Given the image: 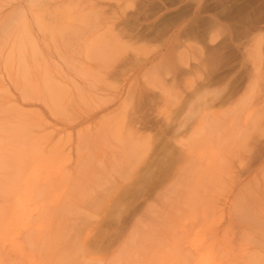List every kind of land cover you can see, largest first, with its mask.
Listing matches in <instances>:
<instances>
[{"label": "rangeland", "instance_id": "obj_1", "mask_svg": "<svg viewBox=\"0 0 264 264\" xmlns=\"http://www.w3.org/2000/svg\"><path fill=\"white\" fill-rule=\"evenodd\" d=\"M20 54H22L23 59L22 56L20 57ZM114 55H116V57ZM18 56L20 57L19 59ZM112 56H114L115 59ZM110 57L112 59H110ZM16 60L18 62L23 60L25 65L20 66L22 68L18 69ZM23 74H26L24 75L25 77ZM48 78H50V80ZM46 79L51 81L53 86L57 85L56 89L55 86L53 87L56 91L57 89L62 91H53L55 95L59 93L60 96L59 102H51V105L49 103L47 104L42 98L40 99L42 95L39 97L38 95L37 97L32 95L36 92L39 94L38 91H43V80L45 82ZM40 86L43 88L40 89ZM20 87H22L25 93H30L31 95L28 94L25 98L22 97L20 94ZM244 99L247 102H243L242 100ZM60 100H62V102H60ZM239 102L240 105H238ZM242 103L246 104L242 105ZM56 105L61 108H58ZM238 106L240 107L236 110L235 108ZM243 107L244 112L242 110ZM249 113H252V115ZM242 116L243 119H245L243 121H241ZM23 120L27 123H23ZM112 120L115 123H113ZM248 120L250 121L249 123ZM111 122L115 127L111 125ZM11 124L16 130V135L20 133L19 129L21 127L23 129V134L20 133V135L18 134L19 136H14V133L12 134L10 132L14 130ZM17 125L21 127L19 128ZM100 125H102V127ZM120 129L124 135L119 131ZM103 130H105V132ZM117 130L121 135H118L119 133H117ZM6 132L9 133L8 136ZM233 132L235 133L233 134ZM115 134L118 135V138H116L117 142H121L122 140L124 143L122 142L119 144L114 142L116 139L113 138V140L111 136L114 137L116 136ZM215 134L219 140L215 139ZM229 134L235 136L232 137ZM5 135L9 139H3L4 142L1 141L3 144L0 143V160L6 161L8 158L6 163L8 165L10 164L12 169L7 168L10 177L5 179L6 177L4 176H7V174L4 175L6 164L0 161V163L4 164L0 169V177L5 179H3L4 182L9 179L5 182L7 187L9 184V186L13 184L14 186H12L19 190V187H25V180L29 184L33 183L32 177H30V179L20 177L19 180L17 175L19 170H22L19 176H25L27 166L31 168V166L34 165L36 167L37 162L34 160H37L39 163L43 162L42 166L44 168L42 169L44 172H42V174H44L46 170L49 171L50 169H54V167H56L55 169H57V171L58 168H60L62 172L65 171L68 173V175L65 174L68 176L66 179L67 185H62L59 181L57 184L59 186H56L57 188L55 189H51V192L45 191L47 194L42 192L40 196H35V199H30L29 202L33 204L26 201V206L29 204L31 207L37 206L38 211L43 202L45 205H50L54 208L59 207V214L55 213L56 215H53V217H57L56 221L55 218L51 220L52 217L48 216V218L46 216V218L42 216V214L41 218L40 215L34 214L31 216L32 218H30V220L29 218L27 220V217L23 216L24 218L20 217V220H16L17 223L14 219L13 222L15 223L9 221L10 227L14 224L13 226L17 228L12 227L14 229L12 232V228L8 227V230H11L7 231V235L11 232L10 235L16 238H18L20 234L18 235L15 229L22 228L19 231L23 232L25 228H27V230L29 229L26 221L32 222L33 226L29 224L32 230L35 231L36 229L37 231V228L42 230V235L45 233L43 230H46L45 224H47L48 231V226H52V228L50 226V230L54 228L53 231L51 230L49 232L50 234L52 232L56 234V236L53 233V235H50L47 231L45 235L48 238L43 235L42 237L44 238L45 236V238L42 240L43 238L38 236L40 240L37 237L38 240H32L33 242L36 240V242H34L35 244L31 243L30 245L29 243L32 241L26 240V242L23 240L22 247H25V251L30 257L25 254L26 252H24V254L22 252L23 256L27 255V258L21 257L23 260L22 264L26 262L29 263L30 260L28 261V258H31L33 262L35 259L37 263V257H40V264L41 262L45 264H119L120 262L121 264L123 262H125V264H131L133 257L138 258V260L136 258L134 259L137 260V262L140 259V263L133 261L132 264H134V262L135 264H169L170 260L175 259L178 260L174 262L171 261L173 264H180L178 261L181 262V264H192V262L197 263L198 259L201 258L200 256H206L210 250L209 247L211 243L213 245L216 242L221 244V247H223V245L225 247H223L224 253L222 252L223 250H221L222 248H220L221 251L218 249V247H220L218 243L217 245L214 244L211 246L213 252H217L216 257L218 254L220 255H218V260L221 259L220 262L222 261V263L264 264V248L260 246V243L264 245V223H262V221L264 222V0H0V139H2L3 136L6 137ZM107 135H109V139H112L111 141L107 139ZM13 136L14 138H12ZM120 136L121 140L119 139ZM227 136L229 137L226 139ZM15 137H18L19 141L16 140L17 138L15 139ZM222 137L225 138L224 142L221 140L223 139ZM230 137L232 139H230ZM105 142H107L110 147H113L110 148ZM108 142H112V144L110 145ZM206 143L208 145H206ZM209 143L213 144V147L214 145L217 147H214V149L217 150L212 148L217 156L211 152L210 146L212 147V145ZM225 144L226 147H223L222 145L225 146ZM114 145L117 146L115 147ZM120 145H122V147H119ZM33 146L41 147L39 148L41 149L40 151H38V147L35 150L44 157L43 159H46L45 157L51 154L49 149L56 151L58 149L60 150L56 153L51 150L53 158L50 157L52 160L46 159L45 162L40 155V158H37L38 155L35 150V152L33 151ZM130 146H134L135 148ZM202 146L203 148L201 149ZM204 146H207L206 148L210 150V154L212 153L211 155L207 154V149L204 148ZM125 147H127V149ZM220 147H222V149L224 148L223 151H221L222 149ZM43 148L46 154L44 152L40 153L43 151ZM112 148L114 150L117 148L119 151L116 150L117 152H113L114 150ZM198 148H200V150L204 149L202 152L206 154L203 155ZM234 148L235 152L232 153L231 151H233L232 149ZM23 149L26 151L24 154L26 156H23ZM101 149H105L106 152L104 153L102 150V153L98 154V151ZM194 149H198L199 153L201 152L200 154L205 157L213 155L214 158L212 156V159H208V156L203 161L204 157L200 158V154L197 156L195 155L194 158L192 156L198 152V150L196 151ZM218 149H220L221 153L227 154V158L229 157L231 160L227 159L226 156L224 157L220 152L221 155H218ZM76 150H79L78 154ZM80 150L83 153L84 151L85 153L87 152V155L85 156L84 154V156H82L83 153H81L82 155L79 154ZM132 150H135L136 154L131 153ZM128 151L131 152L129 153ZM194 151H196V153H194ZM126 152H128L129 155L126 154ZM187 153H191L192 155L190 154V156H188L189 154ZM234 153L236 156H234ZM32 154L33 158L31 157ZM34 154L36 157H34ZM96 154L99 156V159H97ZM78 155L79 157L82 156V160ZM28 156L31 157V159H28ZM198 157L202 165L197 161ZM22 158L25 162L27 161L26 158L28 159L26 162L28 165L26 166L25 163L23 169L21 168L22 166L17 168L15 163L17 160H22ZM219 158H221L222 161ZM53 159H56V162L54 161L56 163L54 167L52 166ZM58 159L60 160L58 161ZM218 159L221 163H218ZM160 161H167V163L165 162L166 164H163L164 162L162 163ZM44 162L45 164H52L50 166L51 168L47 169L49 164L46 165L45 168ZM209 162L210 164L212 162V164L215 163L216 166L221 164V166L216 168V166L214 167L215 164L210 165ZM18 163L19 162H17V164ZM205 163H207L206 167H204ZM162 165L168 166L164 167ZM184 165H187V167ZM189 166H193L194 168L198 166V168L194 169ZM211 166L214 168L210 169L212 168ZM14 168L18 173L14 172ZM199 168H201L202 171H198ZM218 169L222 170L218 172ZM7 170L6 173H8ZM10 170H13V176ZM51 170L49 171V176L57 173L56 170H53V172ZM48 171L45 174H47ZM204 171L206 172L202 173ZM15 173H17V175ZM196 173H198V177H196ZM81 174L83 175L81 176ZM205 174L209 175V180L211 179L210 177L214 176L212 178H214V180L216 179L215 181L213 180L215 184L211 182V185L207 179L208 176ZM1 175L4 176L2 177ZM70 175L72 179H70ZM56 176L57 175L54 177ZM202 176L206 177L202 178ZM1 178L0 184L3 185L4 182H2L3 180ZM195 179L200 181L198 182L200 184H197ZM204 179H206V182H204ZM111 180L113 182H111ZM64 181L65 178L61 180L63 184L66 182ZM210 181H212V179ZM192 182L195 185H193ZM185 183H187V185ZM216 183L218 184L216 185ZM112 184L115 185L113 186ZM128 184L130 185L129 187H127ZM202 184L203 186L201 188L198 187V185L201 186ZM204 184H206V186ZM15 185H17V187H15ZM18 185L20 186L18 187ZM116 185L120 192L115 190ZM141 185L146 191L140 188ZM215 185L218 187L216 188ZM184 187L187 189H185L186 191H191V189L197 191L199 188V192H202L203 189L205 190L202 193H198L199 195L196 196L193 195L197 194L195 191V193L193 191L189 192V195L194 196L196 201L197 199L200 201H197L199 205L196 203L193 204L194 201L192 200L194 198L186 194ZM3 188L0 187V205H3L5 199L12 195L10 193H5L1 196L3 194L2 192H4ZM211 190H214L217 194L211 192ZM212 193L215 194L213 198ZM179 194H181V196H179ZM183 194H185V198L182 196ZM202 194L206 197L210 195V198L213 200L208 198L212 200V202H209L207 198L205 199V196L203 197ZM75 196L77 200L74 199L76 198ZM186 196H188V198L190 197L187 202L189 205L181 201L182 197L187 201ZM36 197L39 198V202H42L39 203L35 201ZM134 197L135 199L132 200ZM201 197L202 199H200ZM214 197L217 200H214ZM56 198L59 199V202L65 199V201H63L65 203H59ZM79 198H81V201H79ZM68 199L71 201H68ZM113 199L117 203H115ZM190 201H192V203H190ZM203 202H206V205H208L207 208ZM106 203L108 205H106ZM148 203H150L149 205L151 207H147ZM64 204L65 206H63ZM192 204L195 209L189 207L190 205L192 206ZM214 204L218 205L215 206L217 208L213 207ZM109 205L113 207H110L113 209L112 212V209L110 210L109 207H107ZM124 205H126V207ZM142 205H145V207ZM194 205L196 207H194ZM202 205H205L204 207L206 209L199 207ZM174 206H176L175 208L180 207L181 209L178 211L182 210L180 213L184 216H181L178 212L175 213V210L172 211V207ZM185 206L187 207L185 208ZM209 206H212L215 212L213 208ZM253 206L257 210H255ZM259 206L263 208L261 207V209ZM65 207L67 209H65ZM99 207L108 208V218H113L108 219L106 217V212L104 213V208L102 210V208L100 209ZM165 207H171L170 211L167 208V210L164 209ZM237 207H239V209ZM56 208L55 211H57ZM147 208L151 210L149 211ZM196 208L201 209L197 210ZM116 209L118 210L116 211ZM158 209H164L168 213L170 212L169 215H171L173 220L164 210L163 213H166V216H161L162 210L159 211ZM188 209L190 210L188 211ZM219 209H223V211ZM248 209H251L252 213ZM95 210L97 212L99 211V213H95ZM152 210H155V212L157 210L161 213L157 212V214L154 213L156 215H153ZM186 210L188 213L190 212L191 216L193 215V218L189 215L193 220L189 218ZM211 210H213V212ZM246 210H248L249 213H247ZM253 210L255 211L254 214ZM60 211L63 212L65 216L60 213ZM118 211H120V214L118 213V215H116L117 213L114 212ZM123 211L127 213L124 215ZM217 211L218 213L221 211L220 214L222 215L218 214L217 218H214L213 216L217 214ZM34 212L35 211H33V213ZM91 212L95 214L91 219L94 220L95 217V223H99L96 225L93 223L94 221L92 222L89 218V224L80 227V224H83L79 223L81 220L79 218H83V216L87 217L89 214L91 215ZM193 212L195 213L191 214ZM204 213L209 217L211 216L209 214H212V216L210 219H208V217L205 220L206 216ZM230 213H232L233 216ZM177 214L179 215L177 216ZM58 215H62L63 217L61 216L60 219ZM99 215H101V218ZM157 215L162 219H158L159 217H157ZM197 215L198 217L196 218ZM228 215H230V218H228ZM33 216L37 217H34L35 221H33ZM102 216L107 219L104 217L102 218ZM151 216L156 217L152 219ZM179 216L184 218L182 219L186 225L188 223V227H190L192 221H196L194 224L192 223L194 227L195 224L198 226L202 221L204 225L207 224L205 228L201 224V228H204V230L202 229L200 232L204 234L205 238L201 236L200 232L197 233L200 230V226L197 228L195 227V231L197 232L194 231L192 225L191 227L193 230L191 229V231L193 233H190V230V232L188 231V234H190L188 236L190 238H199V240L197 239L199 241V246L196 244V247H199L198 249H203V247H201L203 244H205L204 249L207 245V248H209H206L208 251L206 254L204 253V249V252L201 250L202 254H200L201 252L199 251L200 253L197 252V254H195L196 256L193 254L192 256L191 253L187 254V256L191 255L192 259L194 258L193 260L191 259V262L189 260L190 258L185 256V249L193 245H191L189 241H192V239H189V237L185 235L187 234L186 230L183 232V228L187 229L185 228L187 226L184 225V222H181L183 220ZM185 216L186 218L188 217V221ZM245 216L247 218H245ZM118 217H120V219ZM218 217L222 218L220 219ZM3 218L4 216L2 215L0 206V231L3 230V225L8 222ZM194 218L198 219L200 223L196 219L194 220ZM57 219L59 220L57 221ZM136 219L141 221L133 227ZM154 219L157 220L158 224L155 223ZM201 219L202 221H200ZM162 220L164 222L167 220L168 222H172L164 223ZM218 220L220 222H218ZM50 221H54V223ZM160 221L165 224H163V226H165L164 228L168 225L170 227L172 226L171 228H167L169 231L167 229L164 231ZM212 221L216 224H212ZM249 221H251L253 226L249 224ZM256 221L262 224L258 223V226L256 223V225H254ZM39 222L45 226L38 224ZM118 222L120 223L119 225ZM10 223L12 225H10ZM33 223H37L38 225L36 224L37 226H34ZM171 223H173V225ZM208 223H211L213 226ZM39 225L43 227V229L38 227ZM60 225L63 228L61 227L60 229ZM155 225L159 227L161 232H158L160 230ZM180 225L184 226L182 229L180 228L177 230ZM23 226L27 227L24 228ZM56 227L58 230L55 229ZM173 227H175V231ZM257 227L261 228V230L259 231ZM87 228H89V232ZM148 228L149 231L153 229L157 232L155 239H151L155 232H152L151 236V232L148 231ZM251 228L253 231L256 230L257 232H255L258 235L256 233L254 235ZM133 229L134 231L136 230L135 233ZM79 230L81 233L83 232V235H80L81 237L79 236ZM212 230L216 232L214 233ZM19 231L17 230V232ZM54 231L60 233V235ZM261 232H263V234ZM86 233H90V235H86ZM69 234L73 236L71 239L69 238ZM64 235L69 237L64 238ZM133 235L138 236L137 238L135 236L137 244L135 243ZM183 235H185L184 237L190 242L187 244L188 247L182 244L187 242ZM229 235L232 237H230L231 239ZM50 236L54 237L52 238ZM78 236L81 239L86 237V245L84 247L80 246L76 241L78 239L80 242ZM173 236H177V241L180 240V244L174 241L176 238ZM208 236H211V238ZM223 236H225L226 240ZM145 237H147V239L150 238V241L148 240L150 244L147 243ZM221 237L228 243H225L224 240L221 241ZM0 238L5 240L3 242L5 245H10V242L13 240L9 241V239H11L10 236L2 238L0 235ZM67 238L69 239L67 240ZM45 239H50L51 241H46ZM183 239L185 240L184 242ZM70 240L73 241L71 242ZM130 240H133L132 242L134 243H131ZM151 240L152 242L156 240V242L152 244L154 247L151 245ZM165 241L168 242L165 243ZM173 241L177 243L176 245L178 247ZM198 241L196 243H198ZM209 241H214V243H208ZM0 243L3 244L2 241ZM72 243L75 244L74 247ZM129 244L134 246H130ZM100 245L103 246L100 248L101 250L98 249ZM128 245L129 249L127 251L124 248H127ZM147 245H149L150 248ZM156 245L157 247L155 248ZM161 245L164 247H160ZM114 246H119L120 248H115ZM158 247H160V249H158ZM171 247L175 250L177 248L178 250L175 252L179 255H177ZM190 247L189 250H192ZM241 247H245L246 249L242 248V251ZM104 248L108 250H104ZM113 249H116V253ZM121 249L127 252L124 254L127 259L122 255L124 252L122 251L121 254V251H119ZM156 249H158L159 252ZM244 249L246 251H244ZM255 249L260 250L262 257H260L259 250V255L255 254ZM111 250L113 253H110ZM141 250L143 252H148L149 254L146 253V255L148 254L152 257H147L148 255L146 256L144 254L145 252H142V254ZM164 250L170 252V254L173 255L172 257L175 258L176 255L177 257L171 259L172 257L170 254L166 253ZM212 250L209 252L210 255L213 253L211 252ZM118 251L120 253L116 255ZM131 251L134 255L131 254ZM160 251H164L165 253L163 252V255L160 256V253H162ZM177 251H181L182 255L184 254L182 258L185 257L189 261L187 259H185L186 261H183V259L179 260V258H181L179 257L181 253ZM250 251L254 252L253 255L255 254L256 257L258 256L259 258L256 259L254 256L256 260L253 259L254 257ZM136 252H138V255ZM249 252L251 254H249ZM96 253H100V257H96L98 255ZM150 253L152 255H150ZM227 253L232 255L234 259L230 258L231 256ZM39 254H41V256ZM156 254H158L155 256L156 261L150 263V260H152ZM174 254L176 255L174 256ZM199 254L200 256L198 257L197 255ZM226 254L227 257H223L226 256ZM144 255L147 258H145ZM163 256H166L164 257V259L166 258L165 260ZM207 256L209 257V255ZM207 256L203 257L205 260H200L199 262L201 264H206ZM2 257H5L3 253ZM18 257L19 255H17L16 260L20 259V257ZM111 257H115V259ZM220 257L227 259L229 257L231 262L227 259L223 260ZM110 258L113 260L112 262ZM157 258L161 261L160 263L157 261ZM25 259L27 261H25ZM41 259L43 261H41ZM214 260H217V258ZM126 261L129 262L126 263Z\"/></svg>", "mask_w": 264, "mask_h": 264}, {"label": "bare ground", "instance_id": "obj_2", "mask_svg": "<svg viewBox=\"0 0 264 264\" xmlns=\"http://www.w3.org/2000/svg\"><path fill=\"white\" fill-rule=\"evenodd\" d=\"M105 44H107V43H105ZM21 56H22V54H20V57H21ZM114 56L116 57V55H114ZM114 56H112V57L114 58ZM20 57L18 56V59H19ZM16 59H17V58H16ZM22 59H23V56H22ZM110 59H112V58L110 57ZM114 59H115V58H114ZM114 59H113V60H114ZM16 63H17L18 69L22 68V67H20V66H24V65H25V63L23 62V60H20L19 62L16 60ZM24 75H26V74H23V76H24ZM21 77H22V76H21ZM24 77H25V76H24ZM24 77H23V78H24ZM48 79L50 80V78H48ZM48 79H46L45 82H44V80H43V84H44V89H43V91H38L39 94H37V92H36V93H33V91H32V93H33L32 95H33L34 97H35V96L37 97V95H38V97L42 95V97H40V99L42 98V100H44L47 104L49 103V104L51 105V102H56V101L59 102L58 100H59V96H60V95H59V93H58V95H57V94H56V95L54 94V92L56 91L55 89H56L57 85H54V86H55V89H54V88H53V87H54L53 84H52L51 81H49ZM15 83H16V82H15ZM17 83H18V82H17ZM53 83H54V82H53ZM18 84H19V83H18ZM18 84H17V85H18ZM35 87H36V86H35ZM37 87H38V86H37ZM40 87H41L40 89L43 88L42 86H40ZM32 88H33V87H32ZM19 89H20V94H21V96L24 97V98H25L26 95L30 94V93H25V92L23 91L22 87H20ZM36 89H37V88H36ZM53 89H54V90H53ZM25 90H26V89H25ZM58 90H59V89H57V91H58ZM27 91H28V90H27ZM53 91H54V92H53ZM57 91H56V92H57ZM59 91L62 92L61 90H59ZM65 92H66V91H65ZM30 95H31V94H30ZM61 96H62V95H61ZM63 97H64V95H63ZM65 98H66V97H65ZM65 98H64V99H65ZM62 99H63V98H62ZM63 101H64V100H63ZM242 101L245 102L246 100L244 99V100H242ZM242 101H240V102H242ZM60 102H62V100H60ZM240 102H239L238 105H240ZM246 102H247V101H246ZM60 104H61V103H60ZM60 104H59V105H60ZM244 104H246V103H244ZM244 104L242 103V105H244ZM56 106L58 107V105H56ZM245 106H246V105H245ZM49 107H50V106H49ZM95 107H96V106H95ZM239 107H240V106H238V107L235 108V109L237 110V109H239ZM54 108H55V106H54ZM58 108H61V107L59 106ZM93 108H94V107H93ZM93 108H92V109H93ZM50 109H51V107H50ZM93 110H94V109H93ZM97 110H100V109H97ZM105 110H106V109H105ZM240 110H241V109H240ZM240 110H239V111H240ZM242 110H243V112H244V107H243ZM242 110H241V111H242ZM54 111H55V110H54ZM248 111H249V110H248ZM245 112H246V110H245ZM103 113H104V112H103ZM246 113H247V112H246ZM246 113H243V114H246ZM249 114L252 115V113H249ZM107 115H108V114H107ZM117 115H118V114H117ZM117 115H116V116H117ZM120 115H121V114H120ZM251 115H250V116H251ZM113 116H114V115H113ZM118 116H119V115H118ZM243 116H245V115H243ZM243 116L241 117L242 119L240 118L241 121L245 120V119H243ZM106 118H107V116H106ZM107 119H108V118H107ZM68 120H69V119H68ZM109 120H110V117H109ZM249 120H250V118H249ZM249 120H248V123L250 122ZM25 121H26V119H25ZM25 121L23 120V123H24ZM69 121H70V120H69ZM104 121H105V120H104ZM104 121H103V122H104ZM110 121H111V120H110ZM110 121H109V122H110ZM112 121H113V120H112ZM241 121H237V122H241ZM103 122H102V123H103ZM25 123H27V122H25ZM69 123H70V122H69ZM113 123H115V122L113 121ZM135 123H136V122H135ZM241 123H243V122H241ZM244 123H246V122H244ZM231 124H232V123H231ZM235 124H236V123H235ZM250 124H252V123H250ZM11 125H12V124H11ZM105 125H106V123H105ZM111 125H112V122H111ZM116 125H117V122H116ZM2 126H3V125H2ZM17 126H18V125H17ZM100 126L102 127V125H100ZM100 126H99V127H100ZM106 126H107V125H106ZM112 126H114V125H112ZM117 126H118V125H117ZM3 127H4V126H3ZM18 127H19V126H18ZM20 127H21V126H20ZM20 127H19V128H20ZM109 127H110V126H109ZM114 127H115V126H114ZM4 128H5V127H4ZM13 128H14V126L12 125V129H13ZM118 128H119V127H118ZM2 129H3V128H2ZM2 129H1V130H2ZM10 129H11V128H10ZM12 129H11V130H12ZM110 129H111V127H110ZM110 129H109V130H110ZM4 130H5V129H4ZM19 130H20V133L23 134V129H22V127H21ZM115 130H116V128H115ZM2 131H3V130H2ZM8 131H10V130H8ZM12 131H13V132H12ZM12 131H10V132H11L12 134L14 133V134H13L14 136H17L18 134L20 135V133H18L17 135L15 134V133H16L15 128H14V130H12ZM99 131H100V129H99ZM103 131L105 132V130H103ZM119 131L124 135V133L121 131V129H120ZM17 132H18V130H17ZM120 132H118V130H117V133H119L118 135H121ZM228 132H229V131H228ZM6 133H7V136H8L9 133H8V132H6ZM114 133H115V132H114ZM196 133H197V132H196ZM229 133H230V132H229ZM234 133H235V132H233V134H234ZM4 134H5V133H4ZM4 134H3V135H4ZM22 134H21V135H22ZM217 134H218V133H217ZM233 134H231V135L229 134V135L232 136V137H234L235 135H233ZM19 135H18V136H19ZM97 135H98V134H97ZM104 135H105V134H104ZM111 135H112V134H111ZM111 135H110V136H111ZM113 135H114V134H113ZM115 135H116V134H115ZM118 135H116V136H114V137L111 136V138H112V139H113V138L116 139V138H118ZM227 135H228V134H227ZM5 136H6V135H5ZM7 136H6V137L3 136L2 139H0V143L4 142L3 139H6ZM14 136H13L12 138H14ZM99 136H100V135H99ZM105 136H106V135H105ZM108 136H109V135H107V139L110 138V137L108 138ZM225 136H226V135H225ZM9 137H11V136H9ZM214 137H216V134H215ZM223 137H224V136H223ZM223 137H222V138H223ZM228 137H229V136H227L226 139H227ZM16 138H17V139H16ZM102 138H104V137H102ZM122 138H123V136H122ZM7 139H9V138H7ZM15 139L19 141L18 137H15ZM104 139H105V138H104ZM112 139H109V140L111 141ZM114 139H113V140H114ZM119 139L121 140V136H120ZM215 139L219 140L217 137H216ZM224 139H225V138H223V139H221V140L224 142ZM230 139H232V138L230 137ZM109 140H108V141H109ZM228 140H229V139H228ZM1 141H2V142H1ZM222 141H221V142H222ZM114 142H117V139H116V141H114ZM122 142H123V141L121 140V142L118 141L117 143L120 144V143H122ZM105 143L107 144V142H105ZM108 143H110V142H108ZM123 143H124V142H123ZM2 144H3V143H2ZM7 144H8V143H7ZM106 144H105V145H106ZM111 144H112V142L110 143V145H111ZM209 144H211V143H209ZM107 145L109 146V144H107ZM123 145H124V144H123ZM206 145H208V144L206 143ZM211 145H212V147L210 146V148H211L210 150H211L212 153H214V151L212 150V148L214 149V147H215V148H217V147H216L215 145H214V147H213V144H211ZM114 146H115V145H114ZM116 146H117V145H116ZM116 146H115V147H116ZM222 146H223V147H226V144H225V146H224V145H222ZM227 146H228V145H227ZM37 147H38V146H37ZM37 147L33 146V148H34L33 151H34ZM106 147H107V146H106ZM109 147H110V146H109ZM111 147H113V146H111ZM111 147H110V148H111ZM119 147H122V145H120ZM119 147H117V148H119ZM130 147L133 148L134 146H130ZM206 147H207V146H204V148H206ZM238 147H239V146H238ZM39 148H41V147L39 146L38 149H39ZM58 148H59V147H58ZM58 148H57V149H58ZM82 148H83V147H82ZM110 148H109V149H110ZM117 148H116V150H118ZM125 148L127 149V147H125ZM134 148H135V147H134ZM202 148H203V146L201 147V149H202ZM220 148L222 149V147H220ZM31 149H32V148H31ZM48 149H49V148H48ZM78 149H79V148H78ZM80 149H81V148H80ZM112 149H113V148H112ZM198 149L200 150V148H198ZM198 149H194V150L197 151ZM206 149H207V148H206ZM223 149H224V148H223ZM223 149H222L221 151H223ZM229 149H230V147H229ZM237 149H239V148H237ZM23 150H24V149H23ZM40 150H41V149H39L38 151H40ZM51 150H52V149H51ZM51 150L49 149V151H50L51 154H49V155L47 156V157H49V158L45 157L46 159H50V157H52V155H53L52 152H54V153H56L57 151L59 152L60 149H58L57 151H56V150H52V152H51ZM102 150L104 151V153L106 152L105 149H101V150H100L101 152L98 151V154H99V153H102ZM113 150H114V149H113ZM113 150H112V151H113ZM116 150H114L113 152H115ZM199 150H198L197 153H196V151H194V153H196V154H194V156H192V157L195 158V155L197 156V155L200 154L204 149H203V150H200V151H201L200 153H199ZM210 150L207 149V154H209V155L212 154V153L210 154ZM214 150H217V149H214ZM218 150H219L218 153H219V152L221 153L220 149H218ZM232 150H233V151H231L232 153L235 152V148L232 149ZM35 151H36V153H37V150H35ZM35 151H34V152H35ZM49 151H48V152H49ZM78 151H79V150H78ZM78 151L76 150L77 154H78ZM82 151H84V150H82ZM118 151H119V150H118ZM229 151H230V150H229ZM229 151H226V152H229ZM15 152H16V151H15ZM25 152H26L25 150H24V153L21 152V153H23V156H26V155H24ZM42 152L45 153L44 148H43V151H41L40 153H42ZM95 152H96V151H95ZM109 152H110V151H109ZM116 152H117V151H116ZM128 152L130 153L131 151H128ZM128 152H126V154H128ZM184 152H185V151H184ZM187 152H188V151H187ZM205 152H206V151H205ZM208 152H209V153H208ZM215 152H217V151H215ZM231 152H230V154L232 155ZM12 153H14V152H12ZM16 153H17V152H16ZM81 153H83V152H81V150H80L79 154H81ZM104 153H103V154H104ZM111 153H112V152H111ZM131 153H135V154H136L135 150H134V151L132 150ZM192 153H193V151H192ZM218 153H217V154H218ZM220 153H219L218 155H221V154H222V155H224V157L227 155V154L225 155V153H224V154H223V153L220 154ZM17 154H18V153H17ZM26 154H27V153H26ZM45 154H46V153H45ZM84 154H85V156H86V155H87V152L85 153V151H84L83 155H82V154H81V155L84 156ZM106 154H107V153H106ZM106 154H105V155H106ZM126 154H125V156H126ZM187 154H189L188 156H190L191 153H187ZM202 154H203V152H202ZM202 154H200V158L204 157V158H203V161H204V159L207 158L209 155H208V156L206 155L207 157H205V156H203V155L206 154V153H204L203 155H202ZM234 154H235V153H234ZM28 155H29V154H28ZM34 155H35V154H34ZM37 155H38L37 158L39 159L41 155H40L39 153H37ZM39 155H40V156H39ZM96 155H97V154H96ZM111 155H112V154H111ZM128 155H129V154H128ZM132 155H133V154H132ZM191 155H192V154H191ZM214 155H215V153H214ZM231 155H230V156H231ZM32 156H33V154L31 155V157H32ZM55 156H57V155H55ZM58 156H59V154H58ZM58 156H57V157H58ZM82 156L79 157V155H78L79 158H81ZM91 156H92V155H91ZM101 156H102V155H101ZM107 156H108V154H107ZM212 156H213V155H212ZM212 156H209L208 159H212V158H211ZM215 156H217V155H215ZM234 156H236V154H235ZM13 157H14V156H13ZM20 157H21V156H20ZM31 157L28 156V159H31ZM34 157H36V155H35ZM96 157H97V159H99V158H98V157H99L98 155H97ZM105 157H106V156H105ZM108 157H109V156H108ZM224 157H223V158H224ZM231 157H233V156H231ZM3 158H5V157H3ZM3 158H2V159H3ZM32 158H33V157H32ZM41 158H42L43 161L46 162V159H43L44 157L41 156ZM52 158H53V157H52ZM52 158H51L50 160H52ZM79 158H77V159H79ZM102 158H103V156H102ZM109 158H110V157H109ZM109 158H108V159H109ZM111 158H112V157H111ZM196 158H197V157H196ZM200 158L198 157V160H197L198 162L200 161V160H199ZM213 158H214V156H213ZM215 158H216V157H215ZM226 158H227V156H226ZM226 158H225V159H226ZM0 159H1V157H0ZM7 159H8V158H7ZM7 159H6V161H5V160H4V161H3V160H2V161L0 160V161H1V162H4V163L6 164V165H5L6 168L4 167L6 170H7V168H8V169H12V167L10 166V164L8 165V164L6 163V162L8 161ZM28 159L26 158L27 161H28ZM34 159H35V158H34ZM100 159H101V158H100ZM219 159H221V158H219ZM219 159H218L219 162H218V161H217V162H218V163H221L222 159H221V161H220ZM227 159H229V157H228ZM227 159H226V160H227ZM42 160H40V161H42ZM59 160H60V159H58V161H59ZM81 160H82V158H81ZM133 160H134V159H133ZM229 160H231V159H229ZM27 161H26V162H27ZM34 161L37 162V163H39L37 160H34ZM54 161L56 162V159H53V162H52L53 165H52V164H49V163H46V164H45V162H44V166H45V168H46V165H48V164H49V165H48L49 167H47V169H48V168L50 169V168H51V167H50L51 165L54 167V164H56ZM75 161H76V160H75ZM100 161H101V160H100ZM128 161H130V160H128ZM193 161H195V160H193ZM203 161H202V162H203ZM17 162H19V163L17 164ZM17 162L15 163V166H16L17 168L20 167V166H22L21 168L23 169V167H24V165H25V163H26L25 160L23 161V158H22V160H20V161L17 160ZM20 162H21V163H20ZM35 162H34V163H35ZM48 162H49V161H48ZM80 162H81V161H80ZM160 162L163 163L164 161H160ZM165 162L167 163V161H165ZM165 162H164L163 164H166ZM215 162H216V161H215ZM231 162H232V161H231ZM8 163H9V162H8ZM13 163H14V162H13ZM37 163H36V167H35L34 165L31 164V165L34 166L35 168L32 167V166H31V168L28 167V166H27L28 164L26 163V166H27L26 168H27V170H26V175H25V176H23V175H22V176H19V175H20V171L22 172V170H19V169H18V170H19V173H18L17 170L15 171V168L13 169L14 172H17V173H18V175H17V173H15V174L17 175V177H18L19 180H20V177H22V178L24 177V178H26V179H27V178L30 179V177L33 178V183H31V184H29V183L26 182V180H25L26 185H25L24 188H20V187H19L21 184L18 185L20 191H19L17 188H14V187H13V186H14L13 184H12L13 186H12V185L9 186V185H10V184H9V185H8L9 188L7 187V185H5V184H6L5 182H7L9 179H8L7 181H5V182H4V180L10 177V176H9L10 174H9L8 170H7L8 173H6V170L4 169V170H5L4 175L7 174V176H4V175H3L4 177H6L5 179L3 178L4 180L0 177V178L3 180L2 182H4L3 185L0 184V187H2V188H3V187H6V188H3L4 192H2L3 194H2L1 196H3L5 193H10V194H12L10 197L8 196V197L5 199V203H4L3 205H0V206H1L2 215L4 216L3 219L8 221L7 223H5V224L3 225V230L0 231V235H1L2 238H5V237L7 238V237H9V236H10V238H11V237H15V236H13V235H12V236L10 235L11 232L8 234L9 236L7 235V233H8L7 231L11 230V229L8 230V227H9V228H12V227H13V228H17L16 226L14 227V226H13L14 224L12 225L11 223H10V225H12V227L9 226V221H12V222H13V219H14V221L16 222L17 219L20 220V217L26 216V217H27V220H28V218H29V220H30V218H32V217H31L32 215H34V214H35V215H40V218H41V214H42V216H45V217H46V216H47V217H48V216L52 217L51 220H52L53 218H55V221H56V218H57V217H53V215H54L55 213L57 214V213L59 212V207H57V208L55 207V208L57 209V211H55V208H54L53 206L45 205L44 202H43V203H41L42 206L40 205L41 208H40V210L38 211L37 206H32V207H34V208H32L30 204H29L28 206H26V201L29 202L30 199H35L34 197H35V196H40V195L42 194V192L45 193V191L48 192V191H50L51 189H55V188H57L56 186H59V185H57L59 181H60V183H62V185H67V184H66V183H67V180H66V179H67L68 176H66V175H68V173H66L65 171L62 172L60 168H58V171L60 170V171L58 172L57 169H55L56 167H54V169H52V170L50 169L52 172H53V170H54V171H55V170L57 171V173H55L54 175L49 176V171H50V170L48 171V170H46V169H45V170H46L45 173H46L47 171H48V173H47V174H45V173L42 174V172H44V170L42 169V168H44V167L42 166L43 162H40V163H39V164H41V165H39V164H37ZM50 163H51V161H50ZM81 163H82V162H81ZM199 163H200V162H199ZM199 163H198V165L200 166L201 163H200V164H199ZM212 163H213V162H212ZM212 163L210 164V162H209L210 165H214V164H215V163H214V164H212ZM218 163H217V165H218ZM0 164H1V165H0V169H1V168H2V165L4 166V164H2V163H0ZM63 164H64V163H63ZM63 164H62V165H63ZM203 164H204V163H203ZM206 164H207V163H205V166H204V165H203V166L206 167V166H207ZM209 164H208V166H209ZM230 164H231V163H230ZM169 165H170V163H169ZM201 165H202V164H201ZM64 166H65V165H64ZM64 166H62V167H64ZM119 166H120V165H119ZM162 166H164V165H162ZM165 166L167 167L168 165H165ZM165 166H164V167H165ZM182 166H183V165H182ZM182 166H181V167H182ZM184 166L187 167V165H184ZM215 166H216V164L214 165V167H215ZM219 166H221V164H220ZM219 166H216V168L219 167ZM10 167H11V168H10ZM74 167H75V166H74ZM160 167H161V166H160ZM164 167H163V168H164ZM189 167L192 168L193 166H192V167L189 166ZM211 167H212V166H211ZM214 167H212V168L207 167V168L213 169ZM178 168H180V167H178ZM183 168H185V167H183ZM193 168H194V167H193ZM195 168H198V166L195 167ZM195 168H194V169H195ZM62 169H63V168H62ZM161 169H162V168H161ZM13 170H10L11 174H12V171H13ZM215 170H216V169H215ZM221 170H222V169H221ZM221 170L218 169V172H220ZM24 171H25V170H24ZM162 171H163V169H162ZM196 171H197V169H196ZM198 171H202V169L199 168ZM213 171H214V170H213ZM213 171H212V172H213ZM2 172H3V170H2ZM69 172H70V170H69ZM205 172H206V171H204V172H202V173H205ZM216 172H217V171H216ZM218 172H217V174H218ZM0 173H1V171H0ZM120 173H121V172H120ZM161 173H162V172H161ZM22 174H23V173H22ZM51 174H52V173H51ZM65 174H66V175H65ZM162 174H163V173H162ZM197 174H198V173H196V177L199 176V175H197ZM44 175H45V176H44ZM55 175H57V176L54 177ZM82 175H83V174H81V176H82ZM84 175H85V174H84ZM205 175L208 176L207 179L209 180V175H207V174H205ZM1 176H2V175H1ZM3 176H2V177H3ZM12 176H13V174H12ZM70 176H71V175H70ZM70 176H69V177H70ZM79 176H80V174H79ZM206 176H205V177H206ZM205 177L202 176V178H205ZM212 177H214V176H212ZM212 177H210V178L212 179V181H210L211 179L209 180V183H210V184H211V182H213V180H214V178H212ZM64 178H65V181H66V182L64 181L65 183L63 184V182H61V180H64ZM199 178H200V177H199ZM202 178H201V179H202ZM43 179H44V180H43ZM70 179H72V176H71ZM21 180H22V179H21ZM195 180H196V179H195ZM195 180H194V181H195ZM208 180H207V181H208ZM215 180H216V179H215ZM215 180H214V181H215ZM23 181H24V179H23ZM29 181H30V180H29ZM157 181H158V180H157ZM157 181H156V182H157ZM194 181H193V182H194ZM2 182H1V183H2ZM31 182H32V181H31ZM111 182H113V181L111 180ZM193 182H192V184L195 185ZM196 182H197V184H200V183H198V182H200V181H197V180H196ZM196 182H195V183H196ZM204 182H206V179H204ZM201 183H202V181H201ZM213 183L215 184V182H213ZM7 184H8V183H7ZM131 184H132V183H131ZM185 184L187 185V183H185ZM188 184H189V182H188ZM192 184H191V185H192ZM217 184H218V183H216V185H217ZM263 184H264V183H263ZM1 185H2V186H1ZM4 185H5V186H4ZM112 185H113V184H112ZM114 185H115V184H114ZM114 185H113V186H114ZM186 185H185V187H186ZM204 185L206 186V184H204ZM211 185H212V184H211ZM216 185H215V187L217 188L218 186H216ZM21 186H22V185H21ZM123 186H124V185H123ZM129 186H130V185L128 184L127 187H129ZM188 186H189V185H188ZM202 186H203V184H202L201 186L198 185V187H200V188H201ZM12 187H13V188H12ZM15 187H17V185H15ZM108 187H112V186H108ZM108 187H107V188H108ZM185 187H184V190L186 189ZM192 187H194V186H192ZM196 187H197V185H196ZM196 187H195V188H196ZM198 187H197V188H198ZM209 187H210V186H209ZM263 187H264V186H263ZM140 188L145 189L144 187H142V185L140 186ZM154 188H155V187H154ZM200 188H199V189H200ZM205 188H206V187H205ZM207 188H208V187H207ZM211 188H212V186H211ZM21 189H22V190H21ZM109 189H110V188H109ZM126 189H128V188H126ZM199 189H198V190L196 189L198 192L195 191L194 189H193V190L191 189V191H193V192L195 191V192L197 193V194H193L194 196L199 195L198 193L201 192V191L199 192ZM202 189H203V188H202ZM208 189H210V188H208ZM212 189H213V188H212ZM115 190L119 191V189H117V185H116V189H115ZM154 190H155V189H154ZM186 190H187V189H186ZM186 190H185V191H186ZM109 191H110V190H109ZM131 191H133V190H131ZM131 191H130V192H131ZM144 191H146V189H145ZM185 191H184V193H185ZM191 191H186V194L189 195V194H190L189 192H191ZM203 191H205V190L203 189L202 192H203ZM207 191H208V190H207ZM215 191H216V190H215ZM50 192H51V191H50ZM119 192H120V191H119ZM125 192H126V191H125ZM128 192H129V191H128ZM195 192H194V193H195ZM202 192H201V193H202ZM208 192H209V191H208ZM211 192H214V190H211ZM108 193H110V192H108ZM132 193L135 194L134 192H132ZM145 193H146V192H145ZM145 193H143V194H145ZM206 193H207V192H206ZM214 193L217 194V192H214ZM45 194H47V193H45ZM114 194H115V193H114ZM114 194H112V195H114ZM147 194H148V193H147ZM157 194H158V193H157ZM191 194H192V193H191ZM203 194H204V193H203ZM203 194H202V196H203ZM209 194H210V193H209ZM48 195H50V194H48ZM116 195H117V194H116ZM128 195H131V194H128ZM137 195H139V194H137ZM145 195H146V194H145ZM159 195H160V194H159ZM206 195H208V194H206ZM213 195H215V194L212 193V198H213ZM45 196H46V195H45ZM117 196H118V195H117ZM132 196H134V195H132ZM132 196H131V197H132ZM179 196H181V194H179ZM182 196L185 198V194H183ZM189 196H191V195H189ZM194 196H191V198H194ZM204 196H205V195H204ZM204 196H203V197H204ZM75 197H76V196H75ZM107 197H108V196H107ZM112 197H113V196H112ZM183 197H182V200H181L183 203H187V202L189 201V199H190V197L188 198V196H186V197H187V201H186ZM208 197L210 198L211 196L209 195ZM208 197L205 196V199L207 198V200H209ZM120 198H121V197H120ZM145 198H146V197H145ZM212 198H210V199H212ZM217 198H218V197H217ZM38 199H39V198L36 197V200H35V201H38V202H39ZM56 199H57V201L59 202V199H58V198H56ZM74 199L77 200V197L74 198ZM79 199H80L79 201H81V198H79ZM123 199H126V198H123ZM128 199H130V198H128ZM128 199H127V200H128ZM133 199H135V197L132 198V200H133ZM180 199H181V198H180ZM196 199H197V198H196ZM200 199H202V197H201ZM66 200H67V199H66ZM69 200H70V199H68V201H69ZM76 200H75V201H76ZM113 200H114V199H113ZM119 200H120V199H119ZM183 200H184V201H183ZM212 200H213V199H212ZM212 200H209V202H210V201L212 202ZM214 200H217V199L214 197ZM218 200H219V199H218ZM45 201H46V200H45ZM61 201H62V202H61ZM61 201H60L59 203H61V204H62V203H65V202H63V201H65V199H64V200L62 199ZM70 201H71V200H70ZM96 201H97V199H96ZM117 201H118V200H117ZM192 201H194L193 204H194V203L198 204V203H197L198 199H197V201H196L195 198H194ZM192 201H190V203H192ZM195 201H196V202H195ZM201 201H202V200H201ZM204 201H206V200H204ZM40 202H42V201H40ZM40 202H39V203H40ZM66 202H67V201H66ZM77 202H78V201H77ZM97 202H98V201H97ZM114 202L117 203L115 200H114ZM124 202H125V201H124ZM131 202H133V201H131ZM198 202H200V201H198ZM215 202H217V201H215ZM246 202H248V201H246ZM29 203H32V202H29ZM39 203H38V204H39ZM69 203H71V202H69ZM99 203H100V200H99ZM112 203H113V202H112ZM112 203H111V204H112ZM125 203H126V202H125ZM203 203H205V205H206V202H203ZM217 203H218V202H217ZM240 203H241V202H240ZM32 204H33V203H32ZM43 204H44V205H43ZM96 204H98V203H96ZM131 204H132V203H131ZM149 204H150V203L147 204V207L150 206ZM193 204H192V206L190 205L189 207H192V208H193ZM200 204H201V203H200ZM207 204H208V203H207ZM66 205H68V204H66ZM69 205H70V204H69ZM73 205H75V204H73ZM76 205H77V204H76ZM106 205H108V204L106 203ZM106 205H105V207H106ZM115 205H116V204H115ZM115 205H114V206H115ZM132 205H133V204H132ZM145 205H146V204H145ZM145 205H142V206L145 207ZM184 205H185V204H184ZM187 205H189V203H187ZM198 205H199V204H198ZM198 205H197V206H198ZM205 205H202L203 207H202V206H199V207H201V208H203V209H206L208 205H206V206H205ZM211 205H212V203H211ZM239 205H240V204H239ZM29 206H30L31 208H30ZM63 206H65V204H64ZM98 206H100V205H98ZM101 206H102V204H101ZM124 206L126 207V205H124ZM177 206H179V205H177ZM204 206H205L206 208H205ZM215 206H218V205H217V204H216V205L214 204L213 207H215ZM223 206H224V205H223ZM223 206H222V207H223ZM241 206H242V203H241ZM241 206H240V208H241ZM107 207H109L110 210L113 208L112 205H109V206H107ZM110 207H112V208H110ZM117 207H118V206H117ZM129 207H130V206H129ZM131 207H132V206H131ZM150 207H151V206H150ZM175 207H176V206L172 207V211L175 210V213H176V212L180 213V212L182 211V210L178 211L179 209H181L180 207H178V208H175ZM186 207H187V206H185V208H186ZM189 207H188V208H189ZM194 207H196V206L194 205ZM209 207H212V206H209ZM209 207H208V209H209ZM213 207H212V208H213ZM253 207H254V206H253ZM261 207H262V206H259V208H261ZM263 207H264V205H263ZM263 207H262V208H263ZM62 208H63V207H62ZM62 208H61V209H62ZM67 208H68V206H67ZM67 208L65 207V209H67ZM99 208H100V207H99ZM99 208H98V210H99ZM101 208H102V207H101ZM101 208H100V209H101ZM103 208H104V207H103ZM103 208H102V210H103ZM114 208H116V207H114ZM166 208L170 211V208H171V207H165L164 209H166ZM201 208H199V209H201ZM215 208H217V207H215ZM237 208L239 209V207H237ZM254 208H255V207H254ZM254 208H252V209H254ZM259 208H258V209H259ZM262 208H261V209H262ZM61 209H60V210H61ZM107 209H108V208H106V209L104 208V210H105L104 213L106 212V214L109 213V212H108L109 210L107 211ZM118 209H119V207H118ZM118 209H116V211H117ZM125 209H126V208H125ZM147 209H148V208H147ZM164 209H163V210H164ZM167 209H166V210H167ZM190 209H191V208H190ZM190 209H188V211H189ZM193 209H195V208H193ZM196 209L199 210L198 208H196ZM203 209H202V210H203ZM210 209H211V208H210ZM224 209H225V208H224ZM230 209H231V208H230ZM261 209H260V210H261ZM120 210H121V209H120ZM140 210H141V209H140ZM142 210H144V209H142ZM148 210H149V209H148ZM148 210H147V211H148ZM150 210H151V209H150ZM150 210H149V211H150ZM158 210L161 211L162 209H161V210L158 209ZM163 210L161 211L162 213L159 212V211H157V210H156V212H155V210H152V211H153L152 214H153V215H156L157 212H159V213H161V216H162V215H165V216H166V213H168V212H167L166 210H164V211H166V213H163ZM184 210H185V209H184ZM197 210H196V211H197ZM213 210H214V208H213ZM213 210H211V211L213 212ZM219 210H221V209H219ZM225 210H226V209H225ZM233 210H234V209H233ZM242 210H243V209H242ZM248 210H249V209H248ZM248 210H246L247 213H249ZM255 210H257V209L255 208ZM260 210H259V212H260ZM33 211H35V212L33 213ZM112 211H113V209L111 210V212H112ZM114 211H115V210H114ZM134 211H135V210H134ZM145 211H146V209H145ZM172 211H171V212H172ZM191 211H192V209H191ZM200 211H201V210H200ZM204 211H205V210H204ZM221 211H223V209H222ZM221 211H219V213H218V211H217V212H216L217 214H215L216 217H215L214 214H213V215H214L213 217H214V218H217V215H218V214H219V215H222V214H220ZM229 211H230V210H229ZM249 211H251V209H250ZM68 212H69V211H68ZM94 212L96 213L97 211L95 210ZM100 212H101V211H100ZM111 212H110V215L112 216ZM121 212H122V211H121ZM123 212H124V211H123ZM136 212H137V211H136ZM141 212H142V211H141ZM186 212H187V210H186ZM202 212H203V211H202ZM208 212H209V211H208ZM212 212H209V213H212ZM214 212H215V210H214ZM244 212H245V211H244ZM254 212H255V211L253 210V214H254ZM256 212H257V211H256ZM60 213L63 214V212H61V211H60ZM98 213H99V211L97 212V214H98ZM114 213H117L116 215H118V213L120 214V211H118V212H114ZM125 213H127V212H124V215H125ZM132 213H133V212H132ZM132 213H131V214H132ZM154 213H156V214H154ZM169 213H170V212H169ZM169 213H168V215H169ZM187 213H188V212H187ZM194 213H195V212H193V213H191V214H194ZM197 213H198V212H197ZM205 213H206V212H205ZM205 213H204V214H205ZM209 213H208V214H209ZM222 213H223V212H222ZM228 213H229V212H228ZM251 213H252V211H251ZM56 214H55V215H56ZM58 214H59V213H58ZM92 214H93V212H91V215L89 214L90 216H89V215H88L87 217L83 216V218L80 217L79 219H81V220H80L81 222H80L78 219H76L77 221H79V223H82V224H83V225L80 224V227H81V226H84L85 224H89V221H90L89 218L91 219V218L95 215V214H93V215H92ZM102 214H103V213H102ZM121 214H122V213H121ZM184 214H185V213H184ZM200 214H202V213H200ZM204 214H203V215H204ZM230 214L233 216L232 213H230ZM257 214H258V212H257ZM55 215H54V216H55ZM63 215H64V214H63ZM133 215H134V214H133ZM141 215H142V214H141ZM144 215H145V214H144ZM158 215H160V214H158ZM158 215H157V217H159ZM168 215H167V217H168ZM178 215H179V214H177V216H178ZM180 215H181V213H180ZM182 215H183V214H182ZM182 215H181V216H182ZM185 215H186V214H185ZM187 215L189 216V215H190V212H189ZM195 215H196V214H195ZM195 215H194V217H195ZM203 215H202V217H203ZM209 215L212 216V214H209ZM250 215H251V214H250ZM255 215H256V213H255ZM58 216H59V215H58ZM61 216H62V215L59 216L60 219H61ZM64 216H65V215H64ZM99 216H100V218H101V215H99ZM104 216H105V215H104ZM104 216H102V218H103ZM108 216H109V214H107L106 217L108 218ZM119 216H120V215H119ZM136 216H138V215H136ZM145 216H148V215H145ZM149 216H150V215H149ZM169 216L171 217V215H169ZM175 216H176V215H175ZM181 216H179V217L181 218ZM183 216H184V215H183ZM190 216H191V215H190ZM190 216H189V218L191 219V217H192L193 215H192L191 217H190ZM205 216H206V218H205ZM205 216H204V218H205V220H206L209 216H207L206 214H205ZM211 216H210V217H211ZM232 216H231V218H232ZM252 216H253V215H252ZM260 216H261V212H260ZM34 217L37 218L36 216H33V218H34ZM47 217H46V218H47ZM62 217H63V216H62ZM97 217H98V216H97ZM133 217H135V216H133ZM151 217H152V219H153V217H156V216H151ZM151 217H150V218H151ZM170 217H169V218H170ZM197 217H198V215L196 216V218H197ZM210 217H209L208 219H210ZM213 217H212V218H213ZM243 217H244V216H243ZM248 217H250V216H248ZM5 218H7V219H5ZM23 218H24V217H23ZM35 218H34L33 221H35ZM42 218H43V217H42ZM48 218H49V217H48ZM98 218H99V217H98ZM98 218H96V219H98ZM104 218H105V217H104ZM107 218H105V219H107ZM112 218H113V217H112ZM112 218L109 217L108 219H112ZM118 218L120 219V217H118ZM173 218L176 219L175 217H173ZM182 218H183V217H182ZM182 218H181V219H182ZM185 218H186V216H185ZM187 218H188V217H187ZM187 218H186V220H187ZM192 218H193V217H192ZM196 218H194V220H195ZM218 218L221 219L222 217H218ZM228 218H230V215H228ZM245 218H247V217L245 216ZM44 219H45V218H44ZM115 219H116V218H115ZM115 219H114V220H115ZM152 219H151V220H152ZM156 219H157V218H156ZM158 219H162V218L159 217ZM158 219H157V220H158ZM164 219H167V218H164ZM171 219H172V217H171ZM177 219H178V218H177ZM183 219H184V218H183ZM183 219H182V220H183ZM190 219H189V220H190ZM199 219H200V218H199ZM21 220H23V219H21ZM31 220H32V219H31ZM42 220H43V219H42ZM47 220H49V219H47ZM53 220H54V219H53ZM58 220H59V219H57V221H58ZM76 220H75V221H76ZM91 220H92V219H91ZM116 220H117V219H116ZM142 220H143V219H142ZM151 220H150V221H151ZM154 220H155V219H154ZM157 220H155V223H156V224H158ZM172 220H173V219H172ZM178 220H179V219H178ZM191 220H193V219H191ZM196 220L198 221V219H196ZM211 220H212V219H211ZM216 220H217V219H216ZM216 220H215V222H216ZM229 220H230V219H229ZM246 220H247V219H246ZM248 220H249V219H248ZM251 220H252V217H251ZM254 220H255V219H254ZM254 220H253V221H254ZM258 220H260V219H258ZM37 221H38V220H37ZM44 221H45V220H44ZM60 221H61V220H60ZM72 221H73V220H72ZM93 221H94V222H93ZM140 221H141V220H137V219H136V220L134 221L135 223L133 224V227H135L136 224L139 223ZM169 221H170V220H169ZM187 221H188V220H187ZM200 221H202V219H201ZM227 221H228V220H227ZM253 221H252V223H253ZM15 222H13V223H15ZM29 222H31V221H26V224H27V226L29 227L28 230H27V228H25V227H27V226H23V227L25 228L24 232H23V231H19V230L22 229V228L15 229L16 233H18V235L20 234V236H18V238L15 237L16 239H15V238H11V239H9V241H11V240L13 239V240L10 242V245H5V244L3 243L5 240H2V239L0 238V240H1L2 243H3V244L0 243V264H22V261H23L22 258H27L26 256L28 255L27 252L25 251V247H22V242H23V240H24V241H26V240H28V241H32L33 239L38 240V239H37L38 236L41 237V238H43L42 236L45 235L46 232L48 231L47 224H45V225H46V226H45L44 224H40V222H39L38 224L43 225V226H45V228H46V230H43V231H45V233L42 235V233H43L42 230H39V228H37V227H36V228L39 230V233H38V230L36 231V229H35V231L32 230V229H31L32 227H30V226H33V225H32V222H31V223H29ZM50 222H52V221H50ZM92 222L95 223V217H94V220H92ZM96 222H97V221H96ZM104 222H105V221H104ZM104 222H103V223H104ZM110 222H111V221H110ZM160 222H161V221H160ZM162 222H164V221L162 220ZM162 222H161V223H162ZM166 222H168V220H167ZM166 222H164V223H166ZM170 222H172V221H170ZM170 222H168V223H170ZM181 222L183 223L184 220L181 221ZM181 222H180V224H181ZM194 222H196V221H192L193 224H194ZM198 222H199V221H198ZM198 222H197V225H198ZM215 222L212 221L211 223H212V224H213V223L216 224ZM218 222H220V221L218 220ZM16 223H17V222H16ZM52 223H54V221H53ZM55 223H56V222H55ZM76 223H77V222H76ZM79 223H78V225H79ZM98 223H99V222H98ZM98 223H95V224L97 225ZM164 223H162V225H161L160 223H159V224H160L161 226H163ZM174 223H176V222H174ZM189 223H190V222H189ZM192 223H190V227H188V226H187L188 223H187V225H186V223L184 222V225L187 226V227H185V228H187L188 230L183 228V232L186 230L187 234H185V235H186L187 237H189L188 235H190V234H188V233L191 231L192 227L194 228V231H195V227L197 228V227L200 226V227H199L200 230H199L198 232L195 231V232H197V233H199L202 229L204 230L205 225H206V227H207V224L204 225V224H203V223H204L203 221H202V223L199 222L200 224H199L198 226H196V224H195V227L192 225ZM211 223H210V224L208 223V224H209V225H212ZM227 223H228V222H227ZM229 223H230V222H229ZM256 223H257V225H258V223H261V222L256 221V222H254V225H256ZM262 223H264V222L262 221ZM262 223H261V224H262ZM24 224H25V223H24ZM29 224H30V226H29ZM33 224H34V223H33ZM36 224H37V223H35L34 226H37V225H38V224H37V225H36ZM74 224H75V223H74ZM114 224H115V223H114ZM116 224H117V223H116ZM119 224H120V223L118 222V225H119ZM171 224L173 225V223H171ZM171 224H170V225H171ZM178 224H179V223H178ZM178 224H177V226H178ZM201 224L203 225L204 228H201V227H202ZM249 224L252 225V224H251V221H249ZM261 224H260V225H261ZM40 225H39L38 227H41ZM48 225H49V224H48ZM92 225H93V224H92ZM105 225H107V224H105ZM164 225H165V224H164ZM184 225H183V226H184ZM191 225H192V227H191ZM209 225H208V227H209ZM18 226H19V225H18ZM50 226H51V225H50ZM50 226H48V227H49V231H48V233H49L51 230L53 231V229H54V228H53V229L50 230ZM70 226H71V225H70ZM70 226H69V230H70ZM72 226H75V225H72ZM86 226H87V225H86ZM90 226H91V224H90ZM155 226H156V225H155ZM166 226H167V225H166ZM180 226H181V227H180ZM180 226H179L178 229H177L176 226H175V227H176L177 230H179L180 228L182 229V227H183L182 225H180ZM212 226H213V225H212ZM212 226H211V227H212ZM227 226H228V225H227ZM252 226H253V225H252ZM252 226H251V227H252ZM258 226H259V225H258ZM19 227H20V226H19ZM58 227H59V226H58ZM61 227H62V226L60 225L59 228L61 229ZM88 227H89V226H88ZM106 227H107V226H106ZM106 227H105V228H106ZM110 227H111V226H110ZM117 227H118V226H117ZM147 227H148V226H147ZM151 227H153V226H151ZM156 227H157V226H156ZM164 227H165V226H163L162 228H164ZM168 227H170V226L168 225L166 228H164V231H165V229H167ZM171 227H172V226H171ZM171 227H170V228H171ZM175 227H173V229H174ZM228 227H229L230 229H232L230 226H228ZM228 227H227V228H228ZM13 228H12V232L14 231ZM51 228H52V226H51ZM62 228H63V227H62ZM82 228H84V227H82ZM154 228H155V227H154ZM157 228L159 229V227H157ZM162 228H161V229H162ZM199 228H198V229H199ZM252 228H253V227H252ZM252 228H251V229H252ZM257 228L259 229V231L261 230V228H259V227H257ZM263 228H264V227H263ZM41 229H43V227H41ZM55 229H57V227H56ZM60 229H59V230H60ZM72 229H73V228H72ZM72 229H71V231H72ZM76 229H77V228H76ZM78 229H79V227H78ZM88 229H89V228H87V231H88ZM151 229H152V228H151ZM176 229H174V231H175ZM213 229H214V228H213ZM17 230H18L19 232H17ZM57 230H58V229H57ZM57 230H55V231H57ZM64 230H65V229H64ZM90 230H91V227H90ZM152 230H153V229H152ZM152 230L149 231V228H148V231L151 232V236H152V232H155V233L153 234L154 236H152V238H151V239L153 240V239H155V235L157 234V232L154 231V230L152 231ZM159 230H160V229H159ZM167 230L169 231V229H167ZM189 230H190V231H189ZM192 230H193V229H192ZM55 231H54V232H55ZM77 231H78V230H77ZM81 231H83V230H81ZM91 231H92V230H91ZM133 231H134V229H133ZM135 231H136V230H135ZM135 231H134V233H135ZM148 231H147V232H148ZM157 231H158V230H157ZM162 231H163V230H162ZM172 231H173V230H172ZM181 231H182V230H181ZM188 231H189V232H188ZM207 231H208V229H207ZM252 231H253V229H252ZM255 231H256V230H255ZM255 231H253L254 235H255V233L257 232V231L255 232ZM259 231H258V233H259ZM59 232H60V231H59ZM63 232H64V231H63ZM85 232H86V229H85ZM85 232H84V233H85ZM88 232H89V231H88ZM158 232H161V230L158 231ZM183 232H182V233H183ZM212 232L215 233L216 231H213V230H212ZM217 232H218V231H217ZM226 232H227V231H226ZM40 233H41V234H40ZM48 233H47V235L49 236L50 233H49V234H48ZM52 233H53V232H52ZM52 233H51L50 235H53V234H54V233H53V234H52ZM55 233H58V232H55ZM80 233H81V232H80V230H79V236H80V235H83V234H82L83 232H82L81 234H80ZM90 233H91V232H90ZM90 233H89V234L86 233V235H90ZM190 233H193V232L191 231ZM197 233H196V234H197ZM200 233H201V236L203 237L204 234H203L202 232H200ZM207 233H208V232H207ZM207 233H205V234H207ZM209 233H210V230H209ZM253 233H252V235H253ZM261 233L263 234V232H261ZM58 234L60 235V233H58ZM64 234L66 235L67 233H64ZM72 234H73V233H72ZM113 234H115V233H113ZM132 234H133V233H132ZM149 234H150V233H149ZM158 234H159V233H158ZM160 234H162V233H160ZM174 234H176V233H174ZM196 234H195V235H196ZM228 234H229V233H228ZM256 234H257V233H256ZM6 235H7V236H6ZM54 235L56 236V234H54ZM65 235H64V236H65ZM67 235H68V234H67ZM115 235H116V234H115ZM146 235H148V234H146ZM185 235H183V237H184ZM208 235H209V234H208ZM257 235H258V234H257ZM257 235H256V236H257ZM45 236H46V235H45ZM45 236H44V238H45ZM69 236H70V234H69ZM69 236H65L64 238L69 237ZM79 236H78V237H79ZM118 236H119V235H118ZM133 236H134V235H133ZM135 236H136V235H135ZM135 236H134V239H135V243L137 244V242H136L137 239H136V238H137L138 236H136V238H135ZM151 236H148V237H151ZM159 236H160V235H159ZM180 236H182V235H180ZM192 236H193V235H192ZM192 236H191V237H192ZM196 236H197V235H196ZM39 237H38V238H39ZM46 237H47V236H46ZM50 237L53 238L54 236H50ZM58 237H59V236H58ZM72 237H73V236L71 235L69 238L71 239ZM80 237H81V236H80ZM80 237H79V238H80ZM82 237H85V236H82ZM113 237H114V236L112 235V238H113ZM116 237H117V236H116ZM173 237L176 238L177 236H176V237L173 236ZM173 237H172V238H173ZM178 237H179V236H178ZM199 237H200V235H199ZM206 237H207V236H206ZM208 237L211 238V236H208ZM218 237H219V236H218ZM218 237H217V238H218ZM223 237H224V239H225V236H223ZM223 237H221V241L224 240ZM227 237H228V235H227ZM227 237H226V238H227ZM230 237H231V236L229 235V238H230ZM44 238H43L42 240H44ZM47 238H48V237H47ZM69 238H67V240H68ZM74 238H76V237H74ZM74 238H73V240L75 241ZM118 238H119V237H118ZM132 238H133V237H132ZM145 238H146L147 243L150 244V242H149V241H150V240H149L150 238H149V239H147V237H145ZM174 238H173V239H174ZM203 238H205V236H204ZM215 238H216V236H215ZM231 238H232V237H231ZM231 238H230V239H231ZM252 238H253V237H252ZM254 238H255V237H254ZM256 238H257V237H256ZM259 238H260V237H259ZM113 239H114V238H113ZM184 239L187 240L188 243H187V242L185 243V242H184V241H185ZM184 239H183V242H184V243H182V240H181V243L184 244L185 247H188L187 244H189L190 242H191V245L193 244L191 247L189 246L192 250H189V247H188L187 249H185V251H186V252L184 251V252H185V256H187V254H190V253H191V255L193 254L194 256H196L195 254H197V252H199V251L201 252V250L203 251V249H204V245H205V244L202 243L203 245H201V247H203V249H202L201 247H200L201 249H198L199 247H196V246L199 244V241H198L199 238H195V237H193V239H192V238L189 237V239H192V241L189 240L190 242L188 241V239H186V237H184ZM197 239H198V240H197ZM200 239H202V238H200ZM212 239H213V237H212ZM36 240H35L34 242H36ZM39 240H40V238H39ZM45 240H46V241H49L50 239H49V240H48V239H45ZM73 240H70V241L72 242ZM111 240H112V239H111ZM111 240H110V241H111ZM148 240H149V241H148ZM152 240H151V245H152L153 243L156 242V240H155L154 242H152ZM177 240H178V239L176 238L174 241H177ZM202 240H203V239H202ZM205 240H206V239H205ZM216 240H217V239H216ZM225 240H226V239H225ZM225 240H224V242H225ZM1 241H0V242H1ZM50 241H51V240H50ZM76 241H77L78 244H80V246H82V247H84V246L86 245V237H85L84 239H81V238H80V242H79L78 239H77ZM124 241H125V240H124ZM128 241H129V240H128ZM132 241H133V240H132ZM132 241L130 240L131 243H134V242H132ZM171 241H172V240H171ZM174 241H173V242H174ZM179 241H180V240H179ZM179 241H177V242L179 243ZM197 241H198V243H196ZM200 241H201V240H200ZM206 241H208V240H206ZM217 241H218V240H217ZM221 241H220V242H221ZM228 241H229V240H228ZM26 242H27V241H26ZM34 242H33V241L30 242L29 245H30L31 243L35 244ZM68 242H69V241H68ZM112 242H114V241H112ZM157 242H159V241H157ZM166 242H168V241H165V243H166ZM173 242H172V243H173ZM211 242L214 243V241H211ZM211 242L209 241L208 243H211ZM260 242H261V241H260ZM38 243H39V241H38ZM38 243H36V244H38ZM74 243H75V242H74ZM114 243H115V242H114ZM147 243H146V244H147ZM169 243H170V242H169ZM174 243H175V245L177 244L176 242H174ZM217 243H218V242H216V243H214V244L217 245ZM221 243H222V242H221ZM225 243H228V242L226 241ZM33 244H32V245H33ZM69 244H70V242H69ZM72 244H73V243H72ZM78 244H76V245H78ZM159 244H160V243H159ZM179 244H180V243H179ZM196 244H197V245H196ZM214 244H213V245H214ZM218 244H219V243H218ZM255 244H256V243H255ZM258 244H259V243H258ZM258 244H257V246H258ZM74 245H75V244H73V247H74ZM129 245H130V246H134V245H131V244H129ZM129 245L127 246V248H126V247H125V248L123 247V248L126 249V250L128 251V249H129V248H128ZM157 245H158V244H157ZM157 245L155 246V248L157 247ZM172 245H174V244H172ZM175 245H174V246H175ZM184 245H183V247H184ZM213 245H212V243H211V246H213ZM78 246H79V245H78ZM96 246H97V245H96ZM96 246H95V247H96ZM98 246H99V245H98ZM107 246H108V245H107ZM125 246H126V245H125ZM147 246L149 247V245H147ZM152 246H153V245H152ZM162 246H163V245H161L160 247H162ZM176 246H177V245H176ZM179 246H180V245H179ZM198 246H199V245H198ZM211 246L209 247L210 250H212V249H211V248H212ZM219 246H220V247H218V249L220 250V248H222L221 250H223L222 252H224V249H223L224 245H223V247H221V244H219ZM229 246H230V244H229ZM257 246H255V247H257ZM260 246H261V247L263 246L262 248H264V245H261V243H260ZM260 246H259V247H260ZM82 247H81V248H82ZM101 247H103V246L100 245V247H99L98 249H100ZM110 247H112V246H110ZM114 247H115V246H114ZM135 247H136V246H135ZM135 247H134V248H135ZM145 247H146V246H145ZM148 247H147V249H148ZM153 247H154V246H153ZM160 247H158V249H160ZM163 247H164V246H163ZM165 247H166V245H165ZM177 247H178V246H177ZM180 247H182V246H180ZM207 247H208V245H207ZM207 247L205 246V249H204L205 252L203 251L205 254L208 252L207 249H209V248H207ZM215 247H216V246H215ZM77 248H78V247H77ZM96 248H97V247H96ZM115 248H120V247L118 246V247H115ZM130 248H131V247H130ZM134 248H133V249H134ZM149 248H150V247H149ZM171 248H172V247H171ZM206 248H207V249H206ZM224 248H225V247H224ZM242 248H245V247H241V250L243 251ZM106 249H107V248H106ZM106 249L104 248V250H106ZM151 249H152V248H151ZM151 249H150V250H151ZM158 249H156V250L158 251ZM166 249H167V247H166ZM169 249H170V248H169ZM172 249H173V248H172ZM172 249H171V250H172ZM229 249H230V248H229ZM245 249H246V248H245ZM245 249H244V251H246ZM100 250H101V249H100ZM104 250H103V251H104ZM107 250H108V249H107ZM109 250H110V249H109ZM113 250H114V249H113ZM161 250H162V248H161ZM173 250H174V252H175V251L178 250V249L176 248V250H175V249H173ZM210 250H209V252H210ZM221 250H220V251H221ZM256 250H257V253H256ZM258 250H259V249H255V251H254V250H252V251H254L255 254H258V255H259V253H260V257H262L260 250H259V253H258ZM9 251H12V252H9ZM95 251H96V250H95ZM95 251H94V252H95ZM103 251H102V253H103ZM119 251H121V254H122V251H123V250L121 249V250H119ZM119 251L117 252L116 255H119V253H120ZM135 251H136V250H135ZM151 251H152V250H151ZM154 251H155V250H154ZM164 251H165V250H164ZM164 251H163V252H164ZM167 251H168V250H167ZM252 251H250V252H251L252 255H253L254 252H252ZM22 252H23V254H24V252H26L25 254H27V255H24V256H23V255H22ZM114 252L116 253V249L114 250ZM123 252H124V253H123L122 255H124V254L127 253V252H125V250H124ZM138 252H140V251H138ZM138 252H136V254H137ZM142 252H143V251L141 250V253H142ZM144 252H145V253H144ZM144 252H143V253H144L145 255H146V253H148V252H146V251H144ZM158 252H159V251H158ZM160 252H162V251H160ZM163 252L160 253V256L163 255ZM165 252H166V251H165ZM165 252H164V253H165ZM174 252H173V253H174ZM177 252H178V251H177ZM179 252L181 253V251H179ZM179 252H178V253H179ZM187 252H188V253H187ZM200 252H199V253H200ZM209 252L206 254V256L209 255V257H210V258H209V257L207 256L209 259L207 258V263H206V264H227V262H226V263H224V262L222 263V261L220 262L221 259L218 260V258H219L220 255L218 254L219 256L217 255V257H216V253H217L216 251H214V252H213V250L211 251V252H213V253H212L213 256L210 255ZM222 252H221V253H222ZM226 252H228V251H226ZM250 252H249V254H251ZM2 253L4 254L5 257H2ZM108 253H109V252H108ZM110 253H113V251L111 250ZM143 253H142V254H143ZM155 253H156V251H155ZM166 253L170 254V252H166ZM175 253H176V252H175ZM221 253H220V254H221ZM224 253H225V252H224ZM228 253H229V252H228ZM228 253H227V254H228ZM96 254H98V253H96ZM104 254H105V253H104ZM131 254H133L132 251H131ZM139 254H140V253H139ZM148 254H149V253H148ZM148 254H147V255H148ZM153 254H154V253H153ZM158 254H159V253H158ZM158 254L154 255V258H153V259L151 258L152 260H150V261H151L150 263L156 261L155 256H157ZM176 254H177V253H176ZM176 254H174V256H175ZM200 254H202V252H201ZM200 254L197 255V256L199 257ZM214 254H215V255H214ZM227 254H226V256H223V257H227ZM255 254L253 255V257H254V256L256 257ZM263 254H264V253H263ZM17 255H19V257H20V259H18V260H16ZM39 255L41 256V254H39ZM39 255H37V256H39ZM99 255H100V253H99L96 257H98ZM101 255H102V254H101ZM110 255H112V254H110ZM133 255H134V254H133ZM137 255H138V254H137ZM145 255H144L145 258H147V257H149V258L152 257V256H149V255H148V256L146 255V256H147V257H146ZM150 255H152V254L150 253ZM177 255H179V254H177ZM177 255H176V257H177ZM183 255H184V254H183ZM183 255H182V253H181V255L179 256V257H181V258L178 257L179 260H180V259H183V261H186L185 259H187V258H185V257L182 258ZM191 255H188V256H187V257L190 258V259H189L190 262L194 259V258L192 259ZM193 255H192V256H193ZM224 255H225V254H224ZM228 255H230V254H228ZM32 256H33V254H32ZM105 256H106V255H105ZM105 256H104V257H105ZM107 256H108V255H107ZM126 256H127V255H126ZM128 256H129V255H128ZM139 256H141V255H139ZM170 256L172 257L173 255L170 254ZM206 256L203 255V257H206ZM214 256H215V258H217L218 261H217V260H214V259H215ZM221 256H222V255H221ZM230 256H231L230 258H233L232 255H230ZM6 257H7V260H6ZM19 257H18V258H19ZM21 257H22V258H21ZM28 257H30V256L28 255ZM34 257H35V256H34ZM34 257H32V258H34ZM99 257H100V256H99ZM115 257H116V256H115ZM115 257H114V258L111 257V258H112V259H115ZM120 257H121V255H120ZM124 257H125V255H124ZM129 257H130V256H129ZM132 257H133V256H132ZM132 257H131V258H132ZM144 257H142V258H144ZM164 257H166V256H163V259H164ZM176 257H175V258H176ZM198 257H196V258H198ZM200 257H201L202 259L200 258V259H198V262H197V263H196V262H194V263L192 262V264H195V263H196V264H201L199 261H200V260H205V259H204L202 256H200ZM255 257H254L253 259H255ZM35 258H36V257H35ZM39 258H40V257H39ZM39 258L37 257V259H38V262H37V263L35 262V261H36L35 259H34V262H33V260H32L31 258H28V261H29V260H30V261L32 260V261H31L32 263H31L30 261H29V263H27V262H26V263H27V264H38V263H39ZM41 258H42V257H41ZM111 258H110V261L112 262L113 260H111ZM117 258H118V257H117ZM117 258H116V260H117ZM125 258H126V257H125ZM135 258H136V257H135ZM135 258L133 257V259L131 260V261H132L131 264L133 263V261H136V262H137L138 258H136L137 260H134ZM139 258H140V257H139ZM159 258H162V257H159ZM175 258L172 257L171 259H175ZM211 258H213V259H211ZM220 258H222V257H220ZM257 258H259V257L257 256L256 259H257ZM42 259H43V258H42ZM42 259H41V261H43ZM95 259H96V258H95ZM100 259H101V258H100ZM104 259H105V258H104ZM126 259H127V258H126ZM128 259H129V258H128ZM157 259H158V258H157ZM165 259H166V258H165ZM165 259H164V260H165ZM191 259H192V260H191ZM222 259L224 260V259H227V258H222ZM233 259H234V258H233ZM256 259H255V260H256ZM116 260H114V261H116ZM124 260H125V259H124ZM153 260H154V261H153ZM168 260H169V259H168ZM177 260H178V259H177ZM177 260H176V259H175V260H170L169 264H173L171 261L174 262V261H177ZM187 260H188V259H187ZM189 260H188V261H189ZM227 260H229V257H228ZM227 260H226V261H227ZM263 260H264V259H263ZM263 260H262V261H263ZM6 261H8V262H6ZM25 261H27V260L25 259ZM96 261H97V260H96ZM99 261H100V260H99ZM103 261H104V260H103ZM139 261H140V259H139ZM139 261H138L137 263H140ZM157 261H158L159 263L161 262V261H159V259H158ZM181 261H182V260H181ZM196 261H197V260H196ZM229 261H230V260H229ZM229 261H228V262H229ZM9 262H10V263H9ZM100 262H101V261H100ZM128 262H129V261H128ZM128 262L126 261V263H128ZM141 262H142V261H141ZM158 262H157V263H158ZM162 262H163V261H162ZM164 262H165V261H164ZM201 262H202V261H201ZM230 262H231V261H230ZM256 262H257V261H256ZM263 262H264V261H263ZM26 263H25V264H26ZM42 263H43V262H41V264H42ZM49 263H50V262H49ZM118 263H119V262H118ZM178 263L181 264V262H179V261H178ZM202 263H203V262H202ZM204 263H205V262H204ZM235 263H236V262H235ZM235 263H234V264H235ZM23 264H24V263H23ZM39 264H40V263H39ZM43 264H45V263H43ZM51 264H53V263H51ZM86 264H87V263H86ZM105 264H106V263H105ZM108 264H109V263H108ZM110 264H112V263H110ZM119 264H121V262H120ZM122 264H125V262H123ZM134 264H135V262H134ZM142 264H143V263H142ZM152 264H155V263H152ZM167 264H168V263H167ZM174 264H176V263H174ZM182 264H184V263H182ZM185 264H186V263H185ZM187 264H188V263H187Z\"/></svg>", "mask_w": 264, "mask_h": 264}]
</instances>
